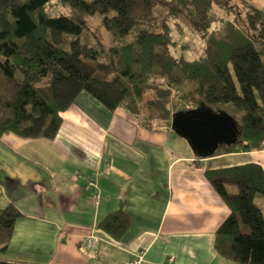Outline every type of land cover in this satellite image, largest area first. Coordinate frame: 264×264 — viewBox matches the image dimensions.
Instances as JSON below:
<instances>
[{"label": "trees", "instance_id": "trees-1", "mask_svg": "<svg viewBox=\"0 0 264 264\" xmlns=\"http://www.w3.org/2000/svg\"><path fill=\"white\" fill-rule=\"evenodd\" d=\"M52 1L0 0V71L16 87L0 101V135L54 140L62 114L86 93L110 113L121 110L140 128L167 134H176L178 113L225 112L238 123V136L210 157L264 150V10L247 0H56L68 11L54 15ZM158 7L167 13L155 25ZM95 16L115 44H94L88 19ZM182 18L203 34L194 59L172 51L182 46L170 22ZM206 176L231 211L215 251L235 264H264L257 203L264 170L246 164ZM21 215L13 204L0 211V264H23L3 257ZM129 223L121 208L100 227L121 236Z\"/></svg>", "mask_w": 264, "mask_h": 264}, {"label": "crops", "instance_id": "crops-1", "mask_svg": "<svg viewBox=\"0 0 264 264\" xmlns=\"http://www.w3.org/2000/svg\"><path fill=\"white\" fill-rule=\"evenodd\" d=\"M247 1L264 10V0ZM62 118L55 140L0 135V211L13 204L22 214L6 260L131 264L141 257L140 264H235L214 249L231 211L206 172L246 164L264 170V150L202 159L179 136L146 132L86 93ZM121 208L130 218L123 235L100 227ZM91 230L100 239L94 252L84 245Z\"/></svg>", "mask_w": 264, "mask_h": 264}, {"label": "water", "instance_id": "water-1", "mask_svg": "<svg viewBox=\"0 0 264 264\" xmlns=\"http://www.w3.org/2000/svg\"><path fill=\"white\" fill-rule=\"evenodd\" d=\"M173 128L200 158L212 156L222 144L234 143L239 133L238 123L232 116L206 107L176 114Z\"/></svg>", "mask_w": 264, "mask_h": 264}, {"label": "rangeland", "instance_id": "rangeland-1", "mask_svg": "<svg viewBox=\"0 0 264 264\" xmlns=\"http://www.w3.org/2000/svg\"><path fill=\"white\" fill-rule=\"evenodd\" d=\"M52 4L54 6L51 7L50 9L54 15L68 11L67 9L58 5L56 0H53ZM218 11H221V10H218ZM166 13H167V11L163 7H158L154 11L152 23L155 25H160L163 17L166 15ZM88 20H89L91 31L93 32V37H95V38H93L94 44H96V43L98 44V42H102L106 47L107 46L109 47L110 45L115 44L114 40L111 38L109 33L103 28V26L101 24V17L100 16H95L93 18H89ZM178 20H180L179 21L180 25L174 24V21H172L170 23H171V27L174 28V31H173V34L175 36L174 38L179 43V45L182 46V50L180 47L174 48L172 50L173 54L175 56H184L187 59H194L197 56H199L202 52V48L204 46L203 34L196 32L195 30L191 29L189 26V20L187 18H182V19H178ZM176 27L180 28L181 30L178 31V29ZM96 39H98V41H96ZM15 90H16L15 84L12 82H9L2 75V73L0 71V101H5V100H8L9 98H11V96L14 94ZM142 130H144L146 132H150V133L151 132H160V133L165 134V132L157 131V130H152V131L146 130V129H142ZM170 134H174L176 136H179L175 133H170ZM180 138H182V137H180ZM38 139H40V138H38ZM182 142L185 143L186 145L188 143L184 138L181 139V143ZM171 152L175 153L176 155L182 154L180 152H177V150H171ZM257 203L262 206L263 212H264V197L259 196L257 199Z\"/></svg>", "mask_w": 264, "mask_h": 264}, {"label": "built area", "instance_id": "built-area-1", "mask_svg": "<svg viewBox=\"0 0 264 264\" xmlns=\"http://www.w3.org/2000/svg\"><path fill=\"white\" fill-rule=\"evenodd\" d=\"M93 199H94L95 203L97 204L98 203V195L94 194ZM99 243H100V239L94 234L93 230L89 231L84 237L85 249L88 252L96 251L99 248ZM141 260H142V258L138 257V258L134 259L131 264H140Z\"/></svg>", "mask_w": 264, "mask_h": 264}]
</instances>
